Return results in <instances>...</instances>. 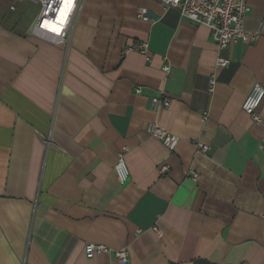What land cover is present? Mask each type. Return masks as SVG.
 Returning a JSON list of instances; mask_svg holds the SVG:
<instances>
[{"label":"crops","instance_id":"1","mask_svg":"<svg viewBox=\"0 0 264 264\" xmlns=\"http://www.w3.org/2000/svg\"><path fill=\"white\" fill-rule=\"evenodd\" d=\"M8 1L0 264H121L119 250L130 264H264V100L260 122L242 109L264 86V0H247L244 28L258 37L222 53L208 26L159 0H85L68 44L29 33L39 7L24 18ZM141 42L149 60L132 49ZM160 91L171 105L153 110ZM154 121L174 149L149 134Z\"/></svg>","mask_w":264,"mask_h":264},{"label":"built area","instance_id":"2","mask_svg":"<svg viewBox=\"0 0 264 264\" xmlns=\"http://www.w3.org/2000/svg\"><path fill=\"white\" fill-rule=\"evenodd\" d=\"M28 1V0H16ZM38 3L39 12L34 21L31 34L46 38L56 44H68L72 35V30L77 21L78 15L84 6L85 0H30ZM165 7H176L179 10L180 16L183 19L189 20L196 24H203L210 28L212 37L217 45L218 51L223 52L228 46L238 39L243 41L255 40L259 31L252 34L248 33L244 28L245 19L251 11V7L247 0H159ZM70 3V7L68 6ZM14 10V5L11 6ZM138 16L145 20L153 22L147 13L145 7L138 10ZM132 49L148 56V43L141 42L132 46ZM229 63V60L224 55L220 54L217 58V66L224 67ZM169 70V67H165ZM215 80L211 79L210 90H213ZM139 92L140 89L138 88ZM264 100V86L256 82L245 98L242 109L251 118L256 121H261L259 108ZM171 98L166 96L163 91L151 99V107L153 110L159 108H168L171 105ZM203 119H207L205 113ZM149 134L159 139L167 148L174 149L178 143V137L169 132L165 127L154 121L147 125ZM198 149L202 152H208L210 146L204 143H198ZM116 170L121 182H124L129 170L123 159L120 157ZM170 171V165L164 164L159 168L161 175H167ZM194 177L196 176L193 173ZM158 233H161L157 229ZM89 250L94 249L98 251L107 250L105 245H89ZM115 256L119 259L121 264H130V257L126 250H119L115 252Z\"/></svg>","mask_w":264,"mask_h":264},{"label":"rangeland","instance_id":"3","mask_svg":"<svg viewBox=\"0 0 264 264\" xmlns=\"http://www.w3.org/2000/svg\"><path fill=\"white\" fill-rule=\"evenodd\" d=\"M11 3V0L8 1V4ZM13 3L17 7V10L25 16L33 15L37 7H39L38 3L34 1H23L21 3H17L13 0Z\"/></svg>","mask_w":264,"mask_h":264},{"label":"water","instance_id":"4","mask_svg":"<svg viewBox=\"0 0 264 264\" xmlns=\"http://www.w3.org/2000/svg\"><path fill=\"white\" fill-rule=\"evenodd\" d=\"M33 28V27H32ZM32 32V29L30 30V32L29 33H31Z\"/></svg>","mask_w":264,"mask_h":264},{"label":"snow or ice","instance_id":"5","mask_svg":"<svg viewBox=\"0 0 264 264\" xmlns=\"http://www.w3.org/2000/svg\"><path fill=\"white\" fill-rule=\"evenodd\" d=\"M68 6H69V7L71 6V5H70V3H69V5H68Z\"/></svg>","mask_w":264,"mask_h":264}]
</instances>
